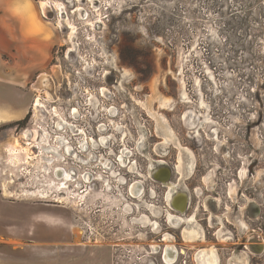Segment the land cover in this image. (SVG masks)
Segmentation results:
<instances>
[{
    "label": "rangeland",
    "instance_id": "374dc122",
    "mask_svg": "<svg viewBox=\"0 0 264 264\" xmlns=\"http://www.w3.org/2000/svg\"><path fill=\"white\" fill-rule=\"evenodd\" d=\"M35 1L57 45L0 131V264H264V0Z\"/></svg>",
    "mask_w": 264,
    "mask_h": 264
},
{
    "label": "crops",
    "instance_id": "0c3cea01",
    "mask_svg": "<svg viewBox=\"0 0 264 264\" xmlns=\"http://www.w3.org/2000/svg\"><path fill=\"white\" fill-rule=\"evenodd\" d=\"M39 9L35 0H0V128L29 114L30 84L47 69L57 45L56 32ZM5 147L0 140V149Z\"/></svg>",
    "mask_w": 264,
    "mask_h": 264
},
{
    "label": "bare ground",
    "instance_id": "6f19581e",
    "mask_svg": "<svg viewBox=\"0 0 264 264\" xmlns=\"http://www.w3.org/2000/svg\"><path fill=\"white\" fill-rule=\"evenodd\" d=\"M42 7L44 8V4H42ZM40 105V102H39V98L35 101V104H34V106L35 107H38ZM23 137L25 138V139H27V140H29V139H31L30 137H29V132H27V131H25V132H23ZM63 143L65 142V141H63L62 139H60ZM60 140L58 141V143L60 144ZM28 143V142H27ZM35 143L36 144H38V141H36L35 140ZM28 144H30V143H28ZM64 144H66V145H63L64 146V148H63V150H61L62 152H63V155L64 154H66V156H71L74 152H73V150H71L72 148H71V146L70 145H68L67 143H64ZM55 147L56 148H58L59 147V145H55ZM5 151L6 152H11V150L9 149V148H6L5 149ZM41 151H43V148L41 149ZM49 157H51V156H47L46 158H49ZM122 161V160H121ZM130 169H132V166L130 167ZM61 173V172H60ZM160 175V174H159ZM60 176H63V174L62 175H60ZM63 180V179H62ZM61 179H60V181H62ZM59 181V182H60ZM88 181V180H87ZM54 182V181H53ZM58 186H60V184H58ZM137 186L136 185H134L133 186V189H135ZM134 195L136 194H138L137 193V190H135V193H133ZM132 194V188H131V190H130V195H131V197L132 196H134ZM46 195V194H45ZM42 196H44V195H42ZM133 198V197H132ZM178 200V201H177ZM177 203H175L176 204V206L178 207V208H180V209H182L183 207H184V204H185V198L182 196V197H178L177 198ZM187 237L188 238H192L193 236L191 235V234H187ZM170 248V250H171V252L172 251H174V249L172 248V247H169ZM173 259V257H171V259H169L168 258V255L167 254H165V260L168 262V261H170V260H172Z\"/></svg>",
    "mask_w": 264,
    "mask_h": 264
},
{
    "label": "flooded vegetation",
    "instance_id": "af4514ba",
    "mask_svg": "<svg viewBox=\"0 0 264 264\" xmlns=\"http://www.w3.org/2000/svg\"><path fill=\"white\" fill-rule=\"evenodd\" d=\"M8 125H5V126H3V127H7ZM19 126V125H18ZM10 127V126H9ZM8 127V128H9ZM5 128H2L0 131H2V130H4ZM6 130V129H5ZM134 193H135V191H134ZM133 197H135L136 198V194L133 196ZM182 253H181V255H185L186 254V252H185V250H182L181 251Z\"/></svg>",
    "mask_w": 264,
    "mask_h": 264
},
{
    "label": "trees",
    "instance_id": "16d2710c",
    "mask_svg": "<svg viewBox=\"0 0 264 264\" xmlns=\"http://www.w3.org/2000/svg\"><path fill=\"white\" fill-rule=\"evenodd\" d=\"M27 116L25 117V119L27 118ZM25 119H23L22 121L16 122V125H19L20 126L21 124H23V122L25 121Z\"/></svg>",
    "mask_w": 264,
    "mask_h": 264
}]
</instances>
